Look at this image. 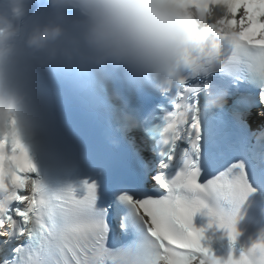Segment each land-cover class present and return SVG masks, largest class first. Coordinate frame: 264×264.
<instances>
[{
    "label": "snow or ice",
    "instance_id": "obj_1",
    "mask_svg": "<svg viewBox=\"0 0 264 264\" xmlns=\"http://www.w3.org/2000/svg\"><path fill=\"white\" fill-rule=\"evenodd\" d=\"M183 3L226 11L203 25L183 18L194 62L187 80L163 91L162 122L150 129L158 160L144 165L143 177L152 192L86 180L82 195L49 193L8 109L0 129V264H254L234 247L221 254L214 241L234 245L240 236L221 201L244 207L264 195V131L234 136L225 122L230 113L244 129L251 108H264V0ZM209 80L228 89L231 104L204 105ZM198 215L208 217L206 226L196 225ZM255 250L264 262V238Z\"/></svg>",
    "mask_w": 264,
    "mask_h": 264
},
{
    "label": "clouds",
    "instance_id": "obj_2",
    "mask_svg": "<svg viewBox=\"0 0 264 264\" xmlns=\"http://www.w3.org/2000/svg\"><path fill=\"white\" fill-rule=\"evenodd\" d=\"M30 4L31 0H0V129L8 126V109L16 116L15 99L7 88V66L18 40L51 59L86 68L123 69L163 92L187 80V68L194 62L188 54L183 18L190 15L203 25L219 20L226 11L213 4L201 13L186 7L183 0H48V18L33 22L21 36L19 22ZM206 85L204 105L224 107L228 89L213 86L210 80Z\"/></svg>",
    "mask_w": 264,
    "mask_h": 264
}]
</instances>
